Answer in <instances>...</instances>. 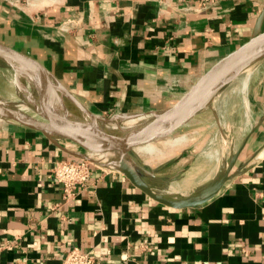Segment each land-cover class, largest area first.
<instances>
[{
    "label": "crops",
    "instance_id": "obj_1",
    "mask_svg": "<svg viewBox=\"0 0 264 264\" xmlns=\"http://www.w3.org/2000/svg\"><path fill=\"white\" fill-rule=\"evenodd\" d=\"M258 23L263 30L264 0H0V42L101 116L171 106ZM263 60L240 82L229 120L216 99L203 110H215L218 135L232 134L230 146L216 149L238 157L233 177L198 206L163 205L120 171L96 166L87 187L66 201L51 169L72 156L40 131L0 116V264H62L74 247L96 264H264ZM4 67L0 97L42 119L14 102V73ZM195 149L192 143L155 159L134 157L153 176L138 173L168 198L193 195L222 167L185 176L180 161Z\"/></svg>",
    "mask_w": 264,
    "mask_h": 264
},
{
    "label": "water",
    "instance_id": "obj_2",
    "mask_svg": "<svg viewBox=\"0 0 264 264\" xmlns=\"http://www.w3.org/2000/svg\"><path fill=\"white\" fill-rule=\"evenodd\" d=\"M264 58V29L258 23L248 40L217 60L190 89L171 106L150 114L118 113L101 116L85 109L64 88L56 86L52 76L37 62L0 42V62L28 82L30 87L46 99L61 97L75 110L68 118L59 119L50 115L46 108L39 106L35 99H27L42 119H37L15 107V104L0 97V116L17 121L40 131L56 147L66 154L80 159L102 163L120 171L140 190L155 201L173 208L193 207L214 196L222 185L233 177L231 169L238 157L235 153L226 166H222L214 178L195 194L180 199H171L153 191L138 173L153 176L152 170L140 166L132 152L140 146L154 143L171 136L192 118L209 107L213 98L240 74ZM54 82V83H53ZM30 105V103H29ZM141 117L139 122L121 127L123 121ZM105 125L120 123L114 129ZM70 143V147L62 144Z\"/></svg>",
    "mask_w": 264,
    "mask_h": 264
},
{
    "label": "rangeland",
    "instance_id": "obj_3",
    "mask_svg": "<svg viewBox=\"0 0 264 264\" xmlns=\"http://www.w3.org/2000/svg\"><path fill=\"white\" fill-rule=\"evenodd\" d=\"M1 66H3V64L0 62V72H1V68L4 67V66L3 67ZM263 66H264V60L262 61L261 68ZM248 72L249 71H245L244 73L239 75V77L234 83H229L213 98V100L214 99L217 100V103H218L217 109L219 110L222 109V111H224L223 115L228 120L232 116L231 115L232 108H235V105H237L238 101L240 100V93H237L236 90L240 89L239 88L240 82H242V80L246 77V74ZM14 84L17 89V98L14 101L20 102V104L23 107L32 111L33 108L31 105L23 104L24 97L22 95V91L20 90L18 85H16L17 84L16 82H14ZM32 96H33L32 99H35L36 101H39L40 99H42L41 94L36 91L33 92V90H32ZM213 104L214 103L212 101L210 104V107H213ZM214 113H215V110H212V108L210 109L208 108L202 113H200L199 115L195 116L192 119L191 125L181 127L178 130H176L171 136L167 137L166 139L154 142L153 144L159 149H161L163 151L162 153L140 154L138 153L137 149H135L132 152L133 157H135L137 160H140V161L148 160L149 157L155 159V158H158V156H162V155L165 156L166 154L171 152L170 150L177 149L176 151H173V152L174 154L178 153L180 148H188L190 144L194 143L196 147L195 151H185L184 152L185 154L180 161V164H184V165L187 164L185 165L186 166L185 171H184L185 176H194V177L199 176L200 177L205 174L207 175L211 174L212 171H214L212 172V174L216 173V170L219 168L220 165L223 166L228 162L230 158V154H231V152L229 151H219L216 148H219L220 146L221 147L230 146V144L232 143L233 137L231 136L232 134L230 133L228 134L226 133L227 135H221V136L218 135L219 130L214 122ZM137 122H139V119L134 121L133 123H137ZM120 125L122 127L126 126V124H123V123H121ZM182 135L187 138L185 142L178 144L174 147L167 148V149L162 148L161 144L163 143V141L168 140V139H173L176 137H180ZM205 141L206 142L211 141L210 143H212V145L206 148ZM216 151H218L217 154H216ZM170 157H172V155H170ZM188 165L189 167H187ZM181 169L182 167L178 170L180 171ZM175 174H176V171H175Z\"/></svg>",
    "mask_w": 264,
    "mask_h": 264
},
{
    "label": "built area",
    "instance_id": "obj_4",
    "mask_svg": "<svg viewBox=\"0 0 264 264\" xmlns=\"http://www.w3.org/2000/svg\"><path fill=\"white\" fill-rule=\"evenodd\" d=\"M62 29L65 30V28ZM99 161L100 163L71 157L59 159L53 163L51 177L61 186L64 200L74 199L87 187L93 166L103 171L115 170L102 164L105 163V159H99ZM62 264H96V259L92 254L81 252L74 247L64 254Z\"/></svg>",
    "mask_w": 264,
    "mask_h": 264
},
{
    "label": "bare ground",
    "instance_id": "obj_5",
    "mask_svg": "<svg viewBox=\"0 0 264 264\" xmlns=\"http://www.w3.org/2000/svg\"><path fill=\"white\" fill-rule=\"evenodd\" d=\"M246 80H247V78H246ZM15 82L17 83L16 85H18V87L22 91V95L24 97L23 98V100H24L23 104L29 105L26 101H27V99H31L32 100V97H33L32 96V90H33V92H35L36 89L33 88V87H26L23 79L21 78V76L19 74H18ZM243 83L246 84L245 81ZM14 102L17 105H21L20 102H16V101H14ZM29 103L31 105V102H29ZM36 103L39 106H42V107L46 108L45 111L47 110V112L50 115L56 116L59 119L68 118L70 116L69 114H71L70 111L75 110L74 108H72V106L69 105V103H67V101L63 100L61 97H53V98L46 99L44 96H42V99H40ZM97 124L100 125V126H103L104 128H108V129H110V128L114 129L115 127L117 128V127L121 126V125L118 126V124H120V123H114V124L105 125L100 120L97 122ZM186 139L187 138L182 135L180 137H176V138H173V139L165 140V141H163V143L161 145H162L163 149H167V148L174 147V146H176L178 144H181V143L185 142ZM137 151L140 154H146V153H148V154H153V153L159 154V153L163 152L161 149L156 147L153 143H149L147 145L140 146V147L137 148Z\"/></svg>",
    "mask_w": 264,
    "mask_h": 264
}]
</instances>
